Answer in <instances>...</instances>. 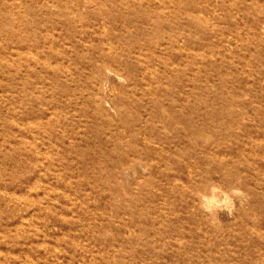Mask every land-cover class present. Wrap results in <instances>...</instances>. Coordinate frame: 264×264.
<instances>
[{"label": "rangeland", "instance_id": "obj_1", "mask_svg": "<svg viewBox=\"0 0 264 264\" xmlns=\"http://www.w3.org/2000/svg\"><path fill=\"white\" fill-rule=\"evenodd\" d=\"M0 264H264V0H0Z\"/></svg>", "mask_w": 264, "mask_h": 264}]
</instances>
